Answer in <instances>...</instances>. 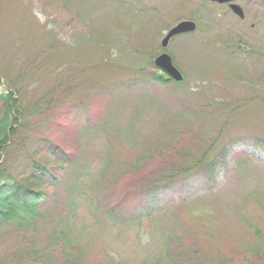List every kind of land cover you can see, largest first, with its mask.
<instances>
[{
    "label": "rangeland",
    "instance_id": "1",
    "mask_svg": "<svg viewBox=\"0 0 264 264\" xmlns=\"http://www.w3.org/2000/svg\"><path fill=\"white\" fill-rule=\"evenodd\" d=\"M236 2L243 19L210 0H0V190L51 192L43 222L85 264H264V0ZM184 19L197 29L163 48ZM38 235L0 222V264L65 263L58 240L36 258Z\"/></svg>",
    "mask_w": 264,
    "mask_h": 264
},
{
    "label": "trees",
    "instance_id": "2",
    "mask_svg": "<svg viewBox=\"0 0 264 264\" xmlns=\"http://www.w3.org/2000/svg\"><path fill=\"white\" fill-rule=\"evenodd\" d=\"M65 156H67L66 154H64ZM68 156H71L68 154ZM67 156V157H68ZM71 160V162H70ZM68 160V168H69V162L73 163V160L70 159ZM36 164V163H34ZM49 167L47 165L40 167V171H41V175H36V174H32L30 175V177L34 178L35 180L38 181H42L45 178V171H48ZM64 180V177L59 176V172L56 171L53 174V178L52 179H45L48 180L49 182L52 183H60ZM12 181V180H11ZM12 186L15 184L14 181H12ZM39 183V182H38ZM15 189H14V193L15 194H22L20 195V197H28V198H22L23 201H18L13 197V194H9L11 192H6L7 188L3 187L2 190H0L1 192H3V195L0 196V201L5 200L7 202V205L9 206V209H6L3 213H0V219H4V220H0V222H4V221H8L12 223V226H16L17 228H20L24 225H28L30 226V228L33 229V235L37 234V237H39L40 233H43L45 231H48V244H45V246H41L39 243H41V241L43 240L42 238H38L36 237V240H34L32 242V244L29 246V248L32 251L37 252L38 255L36 258L40 257V254H43L44 256L46 254H51V252H47L44 251L43 249H48V250H52L51 249V245L54 243H56L58 240L61 245L60 247L62 248L63 252L66 250H69L70 252L63 255L66 259L65 263L63 264H72L70 263L71 260H73L74 264H85V262H87L84 253H82L80 251V246H78V243L76 242L77 245H75L74 241H76V239L73 237V233H72V229L66 227V225L64 224L62 227L61 224L56 225V228L60 230V232L58 233L59 238H57L58 236H55L53 233H50L48 226L45 225V222H43V217L47 218L44 214L45 212H50V211H44L42 210V208L39 209V202L42 200V198L46 197V198H51V192L48 193L47 190H37L35 188H25V186H20L18 183L15 184ZM6 188V189H5ZM5 189V191H3ZM6 192V193H4ZM42 210V212L40 213V211ZM55 217H52L49 221H51L52 219H54ZM9 219V220H8ZM52 226V224L50 225ZM45 243V240H44ZM18 253V252H16ZM39 260H43V259H39ZM67 262V263H66ZM147 261H145L143 264H146ZM154 261L149 262L148 264H153ZM55 264H59V263H55ZM154 264H158V263H154Z\"/></svg>",
    "mask_w": 264,
    "mask_h": 264
},
{
    "label": "water",
    "instance_id": "3",
    "mask_svg": "<svg viewBox=\"0 0 264 264\" xmlns=\"http://www.w3.org/2000/svg\"><path fill=\"white\" fill-rule=\"evenodd\" d=\"M217 1L221 3L230 2L231 8L239 14L241 17H244V11L242 7L236 3H234V0H212ZM197 28L196 23L193 20H182L175 26H173L167 35L162 40V45L164 48L168 47L170 40L181 33L191 32L194 31ZM155 63L157 66L164 69L169 75H171L176 80H182L184 78L182 72L177 68V66L173 63L171 55L164 51L159 56L156 57Z\"/></svg>",
    "mask_w": 264,
    "mask_h": 264
}]
</instances>
